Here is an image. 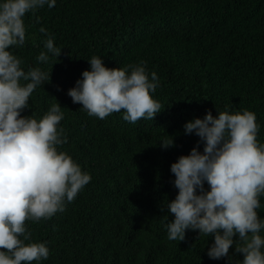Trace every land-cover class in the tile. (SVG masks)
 I'll use <instances>...</instances> for the list:
<instances>
[{"label": "trees", "instance_id": "1", "mask_svg": "<svg viewBox=\"0 0 264 264\" xmlns=\"http://www.w3.org/2000/svg\"><path fill=\"white\" fill-rule=\"evenodd\" d=\"M25 26V43L15 54L25 70L38 66L51 74L50 82L34 90L21 115L40 118L57 100L68 137L60 150L91 176L82 190L113 195L106 205L114 210L111 230L92 228L89 220V228L79 227L86 219L79 215L95 214L91 200L77 210L67 207L51 227L44 219L26 221L33 241H47L46 261L225 264L223 258L207 256L213 239L206 244L198 231L186 230L183 241L167 239L166 224L174 217L161 207L176 195L167 194L174 175L165 177L170 165L199 139L185 135L183 125L207 111L214 117L216 108L255 113L257 139L264 143V0H56L51 9L45 5L35 15L26 14ZM41 27L62 50L57 59L37 64L46 39ZM92 56L102 57L109 68L144 61L149 73L156 72L158 121L133 124L123 119V110L101 120L73 104L67 91L88 69L86 61ZM84 63L86 69L79 66ZM172 137L173 147L159 146ZM237 258L242 260V254Z\"/></svg>", "mask_w": 264, "mask_h": 264}, {"label": "clouds", "instance_id": "2", "mask_svg": "<svg viewBox=\"0 0 264 264\" xmlns=\"http://www.w3.org/2000/svg\"><path fill=\"white\" fill-rule=\"evenodd\" d=\"M45 5L51 9L56 0H0V264H41L49 258L47 241H33L26 221L44 219L51 227L67 207L77 210L91 200L95 214L79 215L86 217L79 227L89 228L90 221L92 228L107 230L114 213L106 208L113 195L82 190L90 174L60 150L68 137L60 125L64 112L57 100L40 118L21 115L34 90L50 82L51 72L38 66L25 70L23 59L15 54L25 43L26 14L35 15ZM39 31L46 39L37 64L57 59L62 49L54 45L55 37L44 27ZM79 66L88 69L67 95L88 116L104 120L123 110V119L133 124L140 119L158 121L161 105L153 93L160 81L144 61L109 68L102 57L92 56L86 66ZM216 111L215 117L207 111L183 125L185 135L199 139L170 165L171 173L166 172L167 180L175 177L167 194L176 195L161 207L174 217L166 224L167 239L183 241L186 230L198 231L206 244L213 239L206 252L210 259L264 264V143L257 139L259 125L247 109ZM159 146L173 147V137Z\"/></svg>", "mask_w": 264, "mask_h": 264}]
</instances>
